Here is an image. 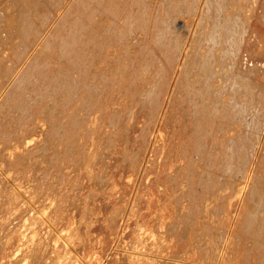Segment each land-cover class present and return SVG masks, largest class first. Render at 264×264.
<instances>
[{"label":"rangeland","instance_id":"obj_1","mask_svg":"<svg viewBox=\"0 0 264 264\" xmlns=\"http://www.w3.org/2000/svg\"><path fill=\"white\" fill-rule=\"evenodd\" d=\"M0 264H264V0H0Z\"/></svg>","mask_w":264,"mask_h":264}]
</instances>
